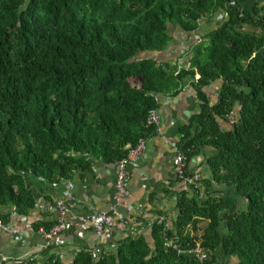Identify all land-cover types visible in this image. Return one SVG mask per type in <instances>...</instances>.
<instances>
[{"label": "trees", "instance_id": "1", "mask_svg": "<svg viewBox=\"0 0 264 264\" xmlns=\"http://www.w3.org/2000/svg\"><path fill=\"white\" fill-rule=\"evenodd\" d=\"M218 10L227 20L191 50L188 70L147 57L169 47L170 26L197 33ZM189 80L198 111L178 146L188 161L204 147L216 154L211 179L198 187L176 179L183 190L172 224L161 215L149 235H113L99 256L82 247L70 261L51 254L29 264H264V17L234 0H0V206L21 217L37 205L30 175L61 184L90 170L92 158L122 160L155 135L147 117L157 96ZM213 181L226 189L213 191ZM168 241L199 244L206 257L179 255Z\"/></svg>", "mask_w": 264, "mask_h": 264}, {"label": "crops", "instance_id": "2", "mask_svg": "<svg viewBox=\"0 0 264 264\" xmlns=\"http://www.w3.org/2000/svg\"><path fill=\"white\" fill-rule=\"evenodd\" d=\"M242 10L249 13L256 12L264 17V0H234ZM227 20V13L218 10L206 16L199 22L197 33L187 34L182 30L169 27L172 38L169 47L158 53L147 54L160 64L171 63L178 66L180 62L187 65L184 54L188 53L192 58V49L197 47L195 36L201 38V45H206V37L216 31ZM258 32V29H250ZM190 63V62H189ZM191 80L187 81L183 90L177 94L158 95V112L161 116L159 128L153 136L148 137L147 150L136 166H131L128 187L131 195L125 199L126 204L133 207L130 215H125L130 221L125 232H114V238L120 239L133 230L147 235L150 234L148 225L161 215L167 218L171 225L178 215L177 201L174 193L183 190V186L176 180L174 158L176 148L181 141V130L189 123L192 115L198 111L196 92L192 88ZM220 84L213 85L207 90L210 96H218ZM216 154V151L204 147L187 161L189 174H199L201 179H211V170L208 160ZM91 168L87 171L76 172L71 179L74 183L72 196L74 205L67 220L73 223V228L55 238L47 249L41 250L46 244L37 231H30L25 222L34 224H53L58 218L57 201L63 195L64 182L51 184L33 175L27 178L29 189L32 190L37 205L29 216L23 221H16L13 214L17 213L13 207L0 206V216L9 215L8 224L19 232L10 235L0 229V258L10 259L38 258L45 260L51 254H59L64 260L70 261L82 247H87L101 254L113 248L112 237L97 236L94 232H87L84 238L77 237V223L81 217L93 210H107L109 203L116 193V167L103 160L90 159ZM201 185V181H200ZM213 191H222L223 188L212 182ZM244 205V201H241ZM139 218V220H138ZM52 225V226H53ZM52 249V250H51ZM50 250V252H48Z\"/></svg>", "mask_w": 264, "mask_h": 264}, {"label": "built area", "instance_id": "3", "mask_svg": "<svg viewBox=\"0 0 264 264\" xmlns=\"http://www.w3.org/2000/svg\"><path fill=\"white\" fill-rule=\"evenodd\" d=\"M194 42L196 44L201 43V38L195 36ZM184 60L188 61L187 65L183 62L178 64L179 71L182 69L188 70L190 68V56L188 53L184 54ZM196 80H199V76H196ZM161 122V116L158 112V109H152L147 117V125L155 126L156 129L159 128ZM237 122L236 113L231 112L226 115V123L233 125ZM148 138H141L138 143L130 147L128 154L125 158L115 163L116 167V180H115V189L116 193L112 199V202L109 203L107 210H93L90 213H87L84 217L79 219L77 223L78 231L77 237L84 238L87 232H94L97 236H107L108 238L112 237L114 232H125L126 227L130 225L128 217L125 215H130L133 211V207L130 204L125 203V199L129 198L131 195L128 183L130 180V171L131 166H136L143 154L147 150ZM176 157L174 158L175 174L177 179L183 180L188 184L195 185L198 187L200 185L201 176L199 174L187 175V161L188 158L186 154L177 147ZM74 189V183L72 180H65L63 195L57 201V210L58 218L54 225L49 229L40 227L38 229V234H40L46 240V244L41 246V250H45L52 243V241L57 238L60 234L65 233L73 228V223L67 220V216L71 213V210L74 205V200L72 196V190ZM13 218L16 221H23L26 218L21 217L17 213L13 214ZM159 221L163 222L164 217H159ZM26 227L30 231H35L32 224L25 222ZM0 229L6 231L10 235H16L19 231L11 227L10 224L4 222L0 218ZM169 247H173L177 250L179 255H186L190 257H196L202 262L206 257V252L200 247L199 244H196L192 247L182 248L174 246L173 242L168 241L167 244ZM93 253L97 256L100 254L93 250ZM25 260L29 264V258H20V259H10L8 257L0 258L1 262H10Z\"/></svg>", "mask_w": 264, "mask_h": 264}]
</instances>
